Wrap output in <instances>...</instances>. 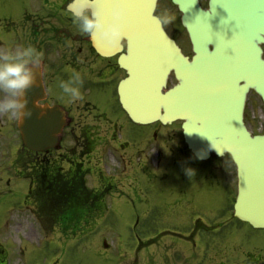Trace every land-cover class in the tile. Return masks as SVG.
Here are the masks:
<instances>
[{
    "label": "flooded vegetation",
    "instance_id": "af4514ba",
    "mask_svg": "<svg viewBox=\"0 0 264 264\" xmlns=\"http://www.w3.org/2000/svg\"><path fill=\"white\" fill-rule=\"evenodd\" d=\"M44 1L49 5L47 11L34 10L26 13L18 24L8 19L0 20L2 25L0 29L3 31L0 35V51L32 45L43 52L41 63L35 67L42 84V100L37 104L60 107L65 120L56 149L38 153L23 147L18 129L19 120L0 113V190L10 195H23L22 201L14 204L18 217L22 218L24 213L29 212L36 220L38 219L36 211L39 208L50 211L67 210L72 205L68 202L62 203L58 197L63 194L61 190L68 186L70 178L76 180L77 184L80 183V177L91 179L88 180L92 184L90 201L92 206L99 208L102 199L104 201L107 197L114 198L115 191L123 194L125 186L128 190L134 191L142 185L143 180L148 185L150 164L157 169L166 170L168 167L177 169V180L181 187L176 195L175 205L191 211L195 203L187 190L189 185L196 182L197 177H189L181 170L185 166L195 169L197 161L184 145L180 124L162 125L158 122L147 126L133 124L118 106L116 87L124 74L118 68L116 57L101 58L95 53L88 36L79 31L65 10L69 0ZM209 1L198 0L201 9L210 11ZM163 9H168L176 15V20L168 26H162L163 29L176 43L186 44L189 40L181 24L182 13L178 6L173 4L172 0H157L155 15L157 16ZM178 37H181V40ZM73 70L81 73L84 79L81 88L83 97L69 103L59 87V82L68 80ZM97 93L112 97L115 104H118L115 105L112 114L99 112V109L89 101ZM263 109L261 100L251 93L244 110V123L252 134L255 132L249 113H261ZM165 136L169 138L175 136L178 139L176 156L168 158L166 154L164 156L165 143L162 138ZM133 138L135 141H132ZM106 156H109L108 161L112 160L113 164L117 165V169L106 166L104 163ZM180 157L186 160H183L185 163L183 166L178 159ZM222 173L224 174V171ZM165 176L163 173L161 179L164 180ZM203 179L206 180L207 177L204 176ZM223 179L226 183V175ZM232 182L234 183L233 178ZM73 183L75 184V181ZM147 185L146 190L143 188L141 192L146 206L151 195ZM74 189L80 190L78 185ZM78 194L84 195L83 192ZM228 201L226 210L230 203L232 209L233 197ZM75 206L76 209L83 208L79 204ZM223 208L224 206L220 209ZM230 208L228 210H231ZM223 216L221 213V217ZM222 220L220 218L206 228L195 221L193 224L195 232L202 227L206 232L204 235L209 239L216 235L223 237V234L228 238L226 233L230 230L241 232L242 223L233 218ZM10 221L11 219L5 223L7 227L20 225V223L12 225ZM219 221L222 222L218 223ZM194 237H196L194 233L189 235V239ZM18 254L14 256L18 259H15L4 243H0V264H19L24 252L21 250ZM47 263L54 264L52 260H47Z\"/></svg>",
    "mask_w": 264,
    "mask_h": 264
},
{
    "label": "water",
    "instance_id": "95a60500",
    "mask_svg": "<svg viewBox=\"0 0 264 264\" xmlns=\"http://www.w3.org/2000/svg\"><path fill=\"white\" fill-rule=\"evenodd\" d=\"M175 2L193 11L181 8L195 20L192 24L187 15L183 17L193 45L191 61L153 16L152 0H126V52L118 58L127 74L118 88L121 106L135 123L182 120L184 140L196 157H203L200 160L210 153L222 156L210 146L211 139L237 169L234 216L254 228H264V136L251 137L242 123L248 91L264 102V61L259 46L264 43V0H211L213 15L202 12L196 0ZM219 12L224 16L217 17ZM90 41L103 57L122 51V47H109L91 37ZM170 72L177 84L163 94ZM35 84L26 92L31 115L20 120L19 129L28 149L44 151L55 146L64 122L57 109L35 107L34 101L40 99ZM229 146L238 151L233 153Z\"/></svg>",
    "mask_w": 264,
    "mask_h": 264
},
{
    "label": "rangeland",
    "instance_id": "374dc122",
    "mask_svg": "<svg viewBox=\"0 0 264 264\" xmlns=\"http://www.w3.org/2000/svg\"><path fill=\"white\" fill-rule=\"evenodd\" d=\"M48 6L44 0H0V20L8 19L18 24L26 13L34 10L47 11ZM1 33L3 31L0 29V35ZM178 39L181 40V37ZM184 45L186 48L187 45ZM89 101L99 109V112L107 114L114 112L116 104L112 97L97 93ZM249 115L252 117L251 113ZM260 117L255 114L253 119L252 128L255 132H258L264 122V117ZM162 139L165 143L164 156L165 154L166 158L176 156L178 139L175 136L170 138L165 136ZM132 141H135V138ZM108 157H104L106 166L117 169L112 160H107ZM178 159L183 166L185 159L181 157ZM149 167L150 173L157 176L148 180V185L145 180L141 185V192L143 188L146 190L145 185L149 194L153 191L149 202L152 203L150 205L154 210L147 217L144 216L146 206L139 191L137 193L129 191L125 200L120 191H115V198L121 200L111 201L107 198V209L95 221L93 230L76 237L63 236L58 230L44 234L39 225L33 222L31 213L27 212L22 218L18 217L14 204L22 201V194L10 195L0 190V242L5 243L13 257L21 250L24 252L19 264H44L47 260H52L56 264H264V230H254L246 224L241 232L228 231L226 233L228 238L223 234L221 238L216 235L209 239L204 235L206 233L204 230L199 233L202 237L196 233L193 241L173 238L171 234H165L161 238L153 237L157 231L161 233L166 229L191 235L189 224L192 225L196 219H200L202 227L205 225L203 228H206L209 221L214 218L212 222L218 221L219 218L216 219V216L221 213L224 217H229L228 209L231 203L227 210L225 208L227 200L230 201L231 196H234V185L233 168L227 157L220 160L212 158L207 164L196 162L195 174L191 177L195 176L197 180L189 185L187 190L195 203L191 211L174 205L181 187L177 180V169L168 167L169 170L159 169L156 172L151 164ZM181 172L186 175L183 169ZM163 173L166 175L164 180L161 179ZM225 175L226 183L223 179ZM204 176L207 177L206 180L203 179ZM87 185L92 187L90 181H87ZM186 198L188 200V197ZM222 206L223 210L220 209ZM157 208L164 213L163 222L159 218ZM10 219V224L20 225L11 226L13 228L10 227L6 232L5 223ZM23 234L29 235L30 241H27ZM105 244L107 249H104Z\"/></svg>",
    "mask_w": 264,
    "mask_h": 264
},
{
    "label": "clouds",
    "instance_id": "9594fccd",
    "mask_svg": "<svg viewBox=\"0 0 264 264\" xmlns=\"http://www.w3.org/2000/svg\"><path fill=\"white\" fill-rule=\"evenodd\" d=\"M152 2L153 5L156 4V0ZM67 11L81 33L109 47L118 48L124 45L125 29L129 22L126 0H108V3L69 0ZM156 20L161 26H168L176 20V15L163 9L156 16ZM261 54L264 56V49H261ZM43 55L42 51L32 45L0 51V113L17 120L31 115L26 92L35 83V67L41 63ZM83 84L81 73L73 70L68 80H60L59 87L71 103L82 99ZM209 140L210 146L223 155L222 151L213 146L212 140ZM229 148L233 153L238 151L235 146ZM183 170L189 177L195 174V169L190 166H185Z\"/></svg>",
    "mask_w": 264,
    "mask_h": 264
},
{
    "label": "trees",
    "instance_id": "16d2710c",
    "mask_svg": "<svg viewBox=\"0 0 264 264\" xmlns=\"http://www.w3.org/2000/svg\"><path fill=\"white\" fill-rule=\"evenodd\" d=\"M68 200L71 201L70 197L68 198ZM41 213L43 215H49V212H47V211H41ZM52 213H53L52 215H54V216H56L58 218H61V217L65 216V215L68 216V213H70V212H66V210L65 211H63V210L57 211L56 210V211H52ZM61 230L64 231V232L75 233L77 230H79V227H77V226H71V225H68L67 226V224H65V226H62L61 227Z\"/></svg>",
    "mask_w": 264,
    "mask_h": 264
}]
</instances>
